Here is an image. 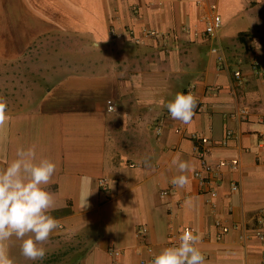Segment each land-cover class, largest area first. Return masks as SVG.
Returning a JSON list of instances; mask_svg holds the SVG:
<instances>
[{
    "label": "crops",
    "instance_id": "crops-1",
    "mask_svg": "<svg viewBox=\"0 0 264 264\" xmlns=\"http://www.w3.org/2000/svg\"><path fill=\"white\" fill-rule=\"evenodd\" d=\"M212 9L225 64L204 33ZM52 38L62 48L82 42L74 48L84 69L52 73ZM255 63L264 65V0H0V74L13 66L12 81L26 71L13 93L25 80L28 99L7 103L0 168L31 145L57 165L46 190L60 227L43 260L24 258L13 238L15 264H151L185 230L201 237L205 264H264V78ZM180 93L198 99L189 124L165 106ZM228 130L238 139L224 144ZM177 154L190 171L172 164ZM179 175L184 188L172 184Z\"/></svg>",
    "mask_w": 264,
    "mask_h": 264
},
{
    "label": "clouds",
    "instance_id": "clouds-1",
    "mask_svg": "<svg viewBox=\"0 0 264 264\" xmlns=\"http://www.w3.org/2000/svg\"><path fill=\"white\" fill-rule=\"evenodd\" d=\"M197 105L195 95L180 93L165 106L172 119L189 124ZM109 107L115 112L114 104L109 102ZM9 119L7 101L0 97V132L6 128ZM172 164L181 173L191 170V165L182 160L180 154L173 158ZM56 170L57 165L51 160L37 158L35 145L18 147L15 158L0 168V264H15L9 254L13 238L21 242V254L27 260L45 258L43 245L60 227L59 221L50 215L54 199L46 190ZM172 184L184 188L189 184V178L187 175L176 176ZM200 240L198 234L185 230L179 237V244L163 248L153 257L151 264H205V257L198 247Z\"/></svg>",
    "mask_w": 264,
    "mask_h": 264
},
{
    "label": "rangeland",
    "instance_id": "rangeland-1",
    "mask_svg": "<svg viewBox=\"0 0 264 264\" xmlns=\"http://www.w3.org/2000/svg\"><path fill=\"white\" fill-rule=\"evenodd\" d=\"M77 43V44H76ZM78 43H81L83 46L84 44L80 41H73L70 39H67V43H66V48H62L61 46L58 45L57 42H55L52 38L51 42L49 43L50 46V51L51 52V64H50V69L52 73H66V74H70V73H75V72H79L82 69H84L85 63H87V56H85L82 51V49H75L74 46L75 44L77 46L80 47V45ZM35 53H33L34 55L31 56V58L35 57V61H36V68H39L41 65H38V61H39V57H41L42 53L46 52V50H42L41 49V53H39L38 50H34ZM43 56V55H42ZM13 66L8 67V71L7 74L4 76V74H0V77L2 75V77L4 78H10L11 76V69ZM15 67V66H14ZM26 72V71H25ZM23 72L20 74H17L16 71L13 72L12 74V81L11 80H6V82H1L5 89H0V93L2 95H0V97H3L6 99L7 103H15L16 101H20L23 102L24 100L27 101V90H26V81H22L23 86H19L22 89H20L18 92L21 94L19 96H15L16 93V88L14 87L15 85H17L16 79L17 78H22L24 79L25 77H27V74ZM25 73V74H24ZM23 74V76H21ZM20 84V83H19ZM13 85V87H12ZM12 87V88H11Z\"/></svg>",
    "mask_w": 264,
    "mask_h": 264
},
{
    "label": "built area",
    "instance_id": "built-area-1",
    "mask_svg": "<svg viewBox=\"0 0 264 264\" xmlns=\"http://www.w3.org/2000/svg\"><path fill=\"white\" fill-rule=\"evenodd\" d=\"M202 20H203V22L205 24V30H204L205 36L207 38H209L210 40H212L213 42H216L212 46L211 52L216 54L217 61L219 63L225 64L226 60H225L223 51L221 49L220 41H219V37H218L219 30H220V28L222 26L221 16L218 13H216L215 11H213V9H212L209 14H204ZM254 66H255L256 71L260 75V77L264 78V65H262L260 63H255ZM233 78H234V81H236L238 83H240L242 81V77H241L240 73H237V72L234 73ZM109 102H111V101L107 102V110L109 112H112L110 110V107H109ZM260 136H261V139H260L259 146H263L264 147V133L261 134ZM232 137L233 138L235 137V138L238 139V135H235L233 131L228 130L227 133H226V137H225V140H224L223 143L226 144V142ZM196 145H197L198 148L200 147V145L198 143H196ZM199 157H200V160H201V163H202L203 170L205 172L209 173V174L212 171L214 172L213 168L205 161V159H204V150H202L201 148H199ZM233 168H236V166H233ZM195 176L201 181L202 184L206 183V178L203 175L202 171H197L195 173ZM99 188H100V190L102 192H106L107 191V186H106L105 180H100L99 181ZM232 190H234V191L238 190L237 184H233L232 185ZM166 193L167 192H163V194H166ZM212 193L214 194V192H212ZM145 231H146L145 228H140L138 230V234L141 235V234L145 233ZM220 236H221V233H220Z\"/></svg>",
    "mask_w": 264,
    "mask_h": 264
}]
</instances>
